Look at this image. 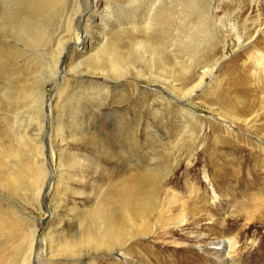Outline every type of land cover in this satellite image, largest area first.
<instances>
[{"label":"rangeland","instance_id":"rangeland-1","mask_svg":"<svg viewBox=\"0 0 264 264\" xmlns=\"http://www.w3.org/2000/svg\"><path fill=\"white\" fill-rule=\"evenodd\" d=\"M88 2V10L84 11L80 19L81 22L74 28L78 31L80 41L83 42L86 24L88 20L94 19L95 24L91 25L90 31H88V34H91L89 40L92 43L99 37V32L104 30V27L98 24L99 17L101 18V15L104 14L101 13L102 8L107 3L113 4L114 1L88 0ZM99 3L100 6L97 7L98 9L96 8V12L92 16L94 7ZM213 4L216 15L213 13L214 19H210L208 23L211 30L209 37L213 38V46L218 44L217 57L222 58V61L213 76L207 78L200 89L184 98L183 103L174 99L172 90L167 89L165 85L152 83L145 78L135 79L133 77H129L128 81L110 83L109 86L116 90L112 91L107 104L98 108L101 111V116H92L97 112V101L90 100L86 96L79 97L78 100L77 96H83L87 91L88 85L82 84V81L87 79L83 78L80 73L69 71L66 68L67 63L74 62V60L75 63L83 62L84 59H89L101 49L109 52L113 45L128 54L138 42L145 40L142 25L115 22L111 28L105 29L106 34L100 43L97 42V45L90 46V42L87 41L86 46H89V52L84 58H82L83 52L73 49V43L65 47L58 67L59 74L56 82H68L65 93L60 95L59 104L66 108L67 113L70 110L74 111V115L71 112L67 114L66 125H64L60 136L56 133V125L52 130L50 119L47 120L45 123L46 132L41 136L45 157L49 160L51 146L53 147L57 143L59 146H56L57 149H63L61 150L64 159L78 152L76 155L78 160H83V156L89 154L98 164H90L91 166L86 168L79 165L69 167L70 164H63L64 166L61 165V168L55 167V165L48 166L50 173L52 171L57 172V175L59 173L60 179L58 181L49 176L40 197L43 217L30 218L33 226L37 229L38 254L46 247L48 248V243L44 238L49 232L50 226L48 227V225L56 221L59 222L56 229L60 237L55 239L53 245L56 246L59 239H62V244L58 249H61L64 243L77 239L85 240L87 237L95 240V244H102V250L94 251L96 254H92L85 261L77 260L79 264H219L220 262L211 252V248L222 240L230 243V264H264V200L260 201V195H258L264 192V154L257 149L264 144V137L255 131V129H264V111L256 110L252 117L256 121L252 129L254 132L247 130L243 132L239 127H236L233 129L236 135L235 140L233 137H226V140L238 145L239 148L244 145L241 147L244 151L243 157L239 158V154L231 148L232 145L217 143L216 137L210 132L211 127L205 125V131L203 130L201 134L198 148L192 155L193 158L187 154L189 153V134L183 132L179 116H175L174 119H164L165 117L162 118L149 109L146 102L137 104V99H145L143 94L137 98L132 96L125 99V93L131 92L132 84L130 85V83H133L141 90H151L185 110L195 111L197 109V113L201 118L203 117L204 121L217 124V126H213L214 128L226 123L201 105L213 106L218 89H228L225 96L229 95L231 99H234V91L241 90L240 87H242L245 94L239 100L247 101V103L260 100V84L264 79V70L262 69L264 67H261L264 66V61H262L263 65L259 63L260 45L264 44V0H213ZM240 12H243L242 16ZM226 13L232 14L229 24L225 16ZM51 16V19L55 18V16ZM177 17L179 16L177 15ZM203 20V18L195 16L189 23L178 21L167 30L165 36L161 35L160 41H155L156 46L164 49L162 54L166 59L165 69L167 71L177 72L175 67L177 69L178 66L182 67L183 64H186L185 51L183 50L182 53L180 50L184 41L188 39L187 34L191 33L189 26L199 24ZM257 20L261 22L260 25L263 24V27L255 42H246L239 48L237 36L243 33L246 24L247 28L251 30L249 31L250 35L254 36L260 28L255 24ZM19 48L23 50L22 46ZM142 51L144 52V50ZM19 56L18 61L3 62L2 79H0V160L7 166L6 176L12 175L19 184L16 188L5 187L6 198L0 196V211H6L14 219L8 220V222L2 221L7 223V227H1L2 222H0V264H21V261L17 260L18 246L26 239L29 228L18 218H20L19 214L23 213L21 208L28 207L32 203L33 191L37 193L41 184L40 179L37 181V175L42 171L39 169L40 163H34L35 159L31 157V155H35V152L30 140L35 134L34 123L31 124V119H34L37 113L35 114V109L32 108L31 92L26 88V85L36 79L39 81L37 74L43 69L44 61L39 56L28 57L22 53H19ZM144 56L149 59L148 54H144ZM12 59H16L14 53ZM13 66L18 67L22 72L20 76L28 77L29 81L26 80V83L20 84L14 89H7V81H13L16 76L11 75ZM135 71L141 76L148 75V68L145 66H138ZM92 81L107 84L100 79H92ZM57 83H48L45 87L48 98L45 108L54 97ZM211 84L212 88L209 90L208 87ZM72 106L79 107L80 111L87 116L86 119L92 117L96 120L97 131L102 132L103 135L99 136L91 129V132L85 130L84 133H81L78 127H74L70 123L71 117H75V110ZM216 106L221 109L220 106ZM126 108L129 112L125 110ZM114 110L119 112L118 115L128 112L126 117L129 124L125 126L128 127L127 129L121 131L116 129L120 120L109 114ZM45 116L49 118L47 111H45ZM87 125L90 126V123H85L86 129ZM135 125H138L136 127L137 136H134L132 130H129ZM222 131L219 130L215 135H221ZM103 136L106 137L104 139L108 143L114 144L116 148L126 147L128 150V147H131L130 153L136 158H131L127 153H124V159L129 162V167L118 166L104 153L102 149ZM133 138H135V142L137 140L135 147L132 142ZM29 144L31 149L27 147ZM27 148L31 152L30 155ZM262 148L264 149V146ZM151 157L164 161L170 166L177 164L179 167L176 165L178 168L174 171L175 175H185L182 176L177 187L170 182L167 183V179L165 180L166 184L159 181L160 189L154 195L149 197L142 195V199L133 202L137 212L142 210L143 203L151 204L154 208L157 207V209L148 212L144 219L149 227L154 228L155 234L148 238L135 239L134 243L123 251L107 253L112 252L114 246L119 245L120 242L115 241L114 237L107 238L102 233L101 217L107 214L117 216L125 214L123 193L131 191L129 179L140 173L141 165L137 163V160L146 162L145 158ZM237 160H239L238 163ZM240 164H243V171L247 174L246 183L248 182L249 186H238L234 182L221 181L217 183L215 180L213 181L214 171L217 168L225 167L235 170L239 168ZM185 172H188L189 176ZM62 198H67L70 201L68 212L72 211L70 212L71 218L76 220L69 222V216L63 220L58 218L55 220L50 215L51 209ZM14 210L17 212L15 218ZM74 214L77 216L73 217ZM135 218L139 220L140 216L136 215ZM123 222L124 225L129 224L127 218H124ZM88 248L92 247L85 243L81 246L83 251H87ZM78 262L76 263L78 264ZM64 263L72 264L73 262L70 260Z\"/></svg>","mask_w":264,"mask_h":264},{"label":"bare ground","instance_id":"bare-ground-1","mask_svg":"<svg viewBox=\"0 0 264 264\" xmlns=\"http://www.w3.org/2000/svg\"><path fill=\"white\" fill-rule=\"evenodd\" d=\"M112 1H114L113 4L107 3L102 8L101 13L103 12L104 14L101 15V18L99 17L100 22L98 24L99 26H103L104 30L100 31L99 37L91 43L89 40L91 34H88V31H90L89 27L95 24L94 19L88 20L86 24V30L84 33L85 37L83 42L80 41L78 31L74 28L75 25H78L81 22L80 19L84 11L88 10V0H0V79H2L1 69L3 68V62L18 61V59H20L19 53H22L23 55H26L28 57L39 56L44 61L43 69L37 74L39 81H37L36 79V81L33 80L31 84L26 85V88L31 92L33 100L32 108L33 110L35 109V114L37 113V116L35 115L36 117L34 119H31V124L34 123L33 126L35 127V134H33L30 139L33 143V150L35 152V155H31V157L35 159L33 161L34 163H40L39 169L42 172L37 175V181L40 179L39 182H41L39 190L37 191V193L33 191L34 198L32 199V203H30L28 207H25L23 209L21 208L23 213L22 215L19 214L20 218H18L26 223L27 227L29 228L26 239L22 241L18 246L19 252L17 255V260H20L21 264H67L64 262H69L70 260L71 262H73L72 264H77V260L83 259L85 261L89 259L92 254H96V252L94 251L102 250L101 243L95 244V240L88 237L85 238V240L77 239L72 242L64 243L63 247L61 249H58V247L62 244V239H59V242L56 246H54L53 243L55 239L60 237V235L57 233L58 230L56 229L59 222L53 221L48 225V227L50 226V228L48 229L49 232L44 238L48 243H46L48 245V248L46 247L45 250H42L41 253L38 254L37 245L39 240L37 237V229L33 226L32 221L30 220V218L33 217H43V215L41 214L40 197L49 176H52V178L56 180L60 179L59 173L58 175L57 172L52 171L50 173L48 166L51 167L55 165V167L58 166L59 168H61L60 166L63 164H70L69 167L79 165L80 167L86 168L90 164H98L97 162H95V159L89 154H85L83 156V160H78L76 157V155H78V152L64 159V154L62 153L63 149H57V143L53 147L51 146V155L49 160H47L45 157L46 155L44 152V144L42 143L41 136L46 132L47 126L45 125V123L47 122V120L50 119L51 129L54 128V125H56V133L60 136L62 135L64 125H66L65 123L67 114L71 112L74 115V111L70 110L67 113L66 108L59 104L60 95L61 93H65L64 91H66V89L68 88V82H56L59 74L58 67L60 64V60L64 55L65 47L68 44L73 43V49L75 51L79 50L80 52H83L82 58H84L87 52H89V46H86L87 41L88 43L90 42V46L100 43L103 36L106 34L104 32L106 31L105 29L111 28L115 22L121 21L128 24H139L143 26L145 40L142 42H138L134 47L135 49L133 48L132 50H130L128 54L123 53L121 50H119L118 46L113 45L111 51L109 52L105 51V49H101L89 59H84L83 62L75 63L74 60V62L67 63L66 68H68L69 71L80 73L82 74L81 76L83 78H86L88 80L82 81L83 85H88L87 91L83 94V96H77V98L79 100L80 98L86 96L90 98V100L92 99L95 102L97 101V112H95V114H92V116L96 117L101 116V111L98 108L105 106L110 98L112 91L116 90H113V88L109 86L112 82L116 83L119 81H128L127 79L129 77H133L135 79L145 78L152 83H160L162 85H165L167 89L172 90L174 99L178 100L180 103H183L185 101L184 98H187L195 91L200 89L205 84L206 79L213 76V74L216 72L217 66L222 61V58L217 57V53L219 50L217 49L218 44L216 46H213V38L209 37V33L211 32V30L208 26V23L210 19H214L213 13L215 12L213 0ZM122 4L124 5L121 6ZM99 6L100 3L99 5H96L94 7L92 16H94L96 8ZM240 14L242 16L243 12H240ZM51 15L55 16V18L51 19ZM177 15L179 17H177ZM195 16H197L198 18H203L204 20L199 24H192L189 26V30L191 31V33L187 34L188 39L184 41L183 46L180 50L182 53L183 50L185 51L184 57L187 58L186 64H183L182 67L181 65L178 66L177 69L175 67V70H177V72L173 70L167 71L165 69L166 59L162 54L164 49L160 48V46H156L155 41H160L162 39L161 35L165 36L167 34V30L174 24H177L178 21L189 23V21L192 20ZM225 16L227 17V23L229 24V20H231L232 14L226 13ZM260 23L261 22L259 20L256 21L255 24L260 28L258 31H256L255 35L252 36L249 33V31L251 30L247 28V24L245 22L246 27L244 25L245 28L243 30V33L237 36L239 48L245 45L246 42H255L256 37L262 31L263 24L260 25ZM19 46H22L23 50L22 48L20 49ZM225 46H227L226 43ZM25 50L28 52H26ZM142 50H144V52ZM13 53L16 55V59H12ZM144 54H148L149 59H147ZM125 55H128L127 58ZM135 56H137V58H135ZM262 61H264V44L260 45V65L264 64V62L262 64ZM138 66H145V68H148V75L141 76L137 74L138 72L136 73L135 69H137ZM15 67L16 66H13L11 75L16 76L13 81H7V89H14L16 86L29 81L27 80L29 79L28 77L20 76L22 72L18 67ZM262 69L264 70V68ZM92 79H100L104 82H107V84L95 83L92 81ZM54 82L57 83L55 86V88L57 87V89L55 90L53 99L45 108V104L48 99L46 96L45 87L48 83L53 84ZM126 83L129 84L130 82ZM130 85L132 87V89H130L131 92L125 93V99H129L132 96L134 98H137L140 94H143L145 99H137V104H144L146 102L149 109H151L154 113L160 115L162 118L165 117L164 119H174L179 116V119H181V126L184 129L183 132L185 134H189V153H186L190 157L194 154L196 148H198V141L201 138V134L203 133L205 125H207L211 127L210 132L213 133L216 137L217 143L225 144L227 146L232 145L231 148L235 153L239 154L240 158L242 156V153L244 152L241 147L244 145L240 146L239 148L238 145L236 146L235 144L230 143L228 140H226V137H233L234 139L236 135L234 134L233 129H235L236 127H239L243 132L246 130L249 132H254L252 129L256 121H254L252 117L255 115L256 110L264 111V79L260 84V100H252V103H247V101L239 100V98L245 94L242 87H240L241 90L237 89L234 91V99H231L229 95L225 96V93L228 89H218L217 96L213 100V106L205 107L204 105L200 104L201 107L211 112L212 114H216L226 123L225 125H218V128L213 127L217 126V124L213 122L211 124V121H204L203 117L201 118L199 113H197V109H195V111L185 110L180 106L172 104L170 101H167L162 96L154 93L151 90H141L137 85L133 83H130ZM134 85L136 86L135 89ZM211 88L212 84L209 85L208 89L211 90ZM138 100L141 102H139ZM216 105L220 106L222 110ZM73 109L75 110V117H71L70 123L74 125V127H78L81 133H84L85 130H89V132H91V129L94 131L93 133L99 136L103 135L102 132L97 131L96 120H94L92 117L86 119L87 116H85L84 113L80 111L79 107H73ZM125 110L128 111L127 108ZM45 111L48 112L49 118H46ZM128 112L118 115L119 112L114 110L109 113L113 118L120 120V122L118 121L119 126H116V129L121 131L128 128L125 127L129 124V120L126 117ZM85 123H90V126L87 125V129L85 128ZM138 125L129 128V130H132V132L134 133V136H137L136 127H138ZM218 129L220 131H223L221 135L218 134L219 136L217 135V137L215 134L219 132ZM255 131H257L258 134L264 137V129H255ZM104 138L106 137H102V149L104 153L110 159L114 160V163H116L118 166L124 168L129 167V162L124 159V153H127V155H129V157L131 158H136L130 153L131 147H128V150L126 149V147H124L123 149H119L116 148L114 144L108 143ZM132 142H134L135 147L137 145V140L135 142V138H133ZM263 146L264 144H262V147ZM27 147L30 148V144L27 145ZM262 147H257V149L264 154V149ZM27 151L30 155L31 152L28 148ZM145 159L147 160L146 162L137 160V163L141 165L140 173L135 177L129 179L128 183L132 189L131 191L124 192V197L122 195V197L124 198L125 214L122 216L107 214L101 217L103 226L101 230L102 233L106 235L107 238L114 237L115 241H117L118 243L120 242L119 245L117 244L114 246L112 252L109 251L107 253L113 254L115 251H123V249H126L130 245H132L135 239L146 237L148 238L154 235V228L149 227L144 222V219L148 212L157 209V207L154 208L151 204L143 203L142 210L140 212H137L134 208L133 202H137L142 199V195H145L147 197L154 195L160 189L158 185L159 181L166 184L165 180L167 179V183L170 182V184L177 187L181 182L182 176L185 175H175L174 171L179 167L177 164H175L174 166H170L164 161L155 160L154 157ZM128 161L131 160L128 159ZM238 162L239 160H237V163ZM176 165L178 167H176ZM242 165L243 164H240L238 166L239 168L235 170L225 167L217 168L214 171L215 173L213 175V181L215 180V182L217 183H220L221 181H224L225 183L234 182L238 186L248 185V182L246 183L247 174L244 173ZM6 171L7 166L0 160L1 198H4L6 196L4 194H7L6 190L4 189L5 187L16 188L18 184V180L15 177H13L12 175L6 176ZM185 173L187 176H189L188 172ZM34 184L36 185L37 183ZM143 189L146 190L142 191ZM250 189L253 190L254 188ZM258 195H260V201H263L264 192H261ZM69 207L70 201L67 198H62V200H60L59 203L55 205L53 209H51L52 213L50 215L55 220L56 218H58L59 220H63L66 216L70 217L69 222H71L72 220H76L74 218H71L70 212L72 211L68 212ZM13 213V216L15 218V214L17 212L14 210ZM136 215L140 216L139 220H136ZM76 216L77 214L73 215V217ZM124 218H127V220L129 221L128 225H124ZM8 220L14 219H12V217L6 211H0V222H8ZM1 227H7V223L2 222ZM83 243L92 248H88L87 251H83L81 249ZM230 248V243L228 241L222 240L211 248V252L216 255V258L220 262L219 264H230ZM60 251L62 252L59 253Z\"/></svg>","mask_w":264,"mask_h":264}]
</instances>
